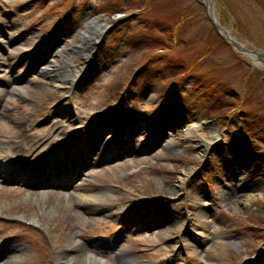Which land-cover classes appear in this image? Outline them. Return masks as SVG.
<instances>
[{
  "label": "rangeland",
  "instance_id": "374dc122",
  "mask_svg": "<svg viewBox=\"0 0 264 264\" xmlns=\"http://www.w3.org/2000/svg\"><path fill=\"white\" fill-rule=\"evenodd\" d=\"M123 2L0 0V5L16 7L21 14L18 26L23 20L24 27L17 26L10 37L11 41L19 37L27 39L22 43L20 54L31 51L56 29L59 31L53 32H57L54 41L60 47L82 46L79 42L80 32H84L82 27L99 13L113 14L112 18L100 16V24L105 23V28L113 27L98 46L94 71L78 87L74 106L67 107V114L75 111L79 119L74 118L65 125L86 124L108 103L111 111L119 112L123 108L126 122H135L134 131L138 133L139 121H155L159 105L165 98L163 94L172 91L160 132L166 133L165 140L141 157L133 154L132 146L143 147L148 138H144V142L134 140L132 144H124L126 153L114 161V168L104 170L114 163L108 162L103 164L101 171L94 172L99 181L89 193L93 199L88 203L93 208L92 213L74 210L76 204L70 197L59 210L46 211L49 208L40 199L41 194L15 188L0 191V205L7 200L17 213H26L30 220L37 217L38 223L50 233L59 264H99L95 255L85 257L79 253L78 244L90 242L94 245L92 235L117 223L101 216L106 214L103 211L113 204L118 210L123 209L138 195L148 196L146 202L155 205L146 206L148 221L142 225L144 230L136 233L135 239L125 247L144 250L145 255H137V258L149 261L172 255L178 256L176 262L181 264L184 249L176 250L184 240L188 264H241V260L246 261L243 264H264L262 255L255 260L264 242V72L218 39L198 0H151L149 13L138 10L126 17L116 12ZM141 2L137 0L132 5L138 6ZM215 2L223 27L264 51V0ZM176 22L180 24L177 32L181 38L169 40V45L178 41L177 45H172L173 52L161 50L153 57H150L152 53L144 52L146 47L154 45L155 39L165 37L161 30L173 28ZM150 23L162 25L151 29L147 27ZM205 46L209 49L202 59ZM79 61L75 56L73 64ZM0 64H4L1 56ZM52 64L60 65V61L57 58ZM134 69L135 77L131 78ZM0 71L3 74L2 67ZM184 71L189 73L170 83V78H178ZM203 78L206 81L198 86ZM127 81L132 82L130 89H124ZM33 82L20 93L16 92L8 102L9 108L16 107V111L28 119L26 122L47 111L44 109H49L51 99L65 96L70 88L69 84L55 88V82L49 77H37ZM214 83L216 88L212 86ZM242 97L250 101L241 113L234 109L239 105L236 100ZM209 113L221 114L210 120ZM169 122H173L176 129H166ZM187 123L201 124L203 129L215 131L213 145H208L209 140L199 143L198 139L187 137L182 130ZM248 127L252 132H247ZM0 128L6 129L0 130L4 134L9 129L8 125ZM157 132L154 129L151 137ZM113 150L114 154L119 153L117 147L113 146ZM134 156L137 157L135 161L132 160ZM124 161L128 162L122 164ZM194 171L199 172L184 185L183 178ZM120 186L124 190H120ZM60 196V199L57 195L49 197L48 203H65L66 198ZM221 209L224 212H220ZM161 218L164 219L160 221ZM154 221L156 223H151ZM34 235L32 240L36 247L40 245L39 249L36 252L26 247L15 264L48 263L41 248L44 241Z\"/></svg>",
  "mask_w": 264,
  "mask_h": 264
},
{
  "label": "bare ground",
  "instance_id": "6f19581e",
  "mask_svg": "<svg viewBox=\"0 0 264 264\" xmlns=\"http://www.w3.org/2000/svg\"><path fill=\"white\" fill-rule=\"evenodd\" d=\"M207 4H208V9L210 14L213 17L217 16V8H216V2L215 0H206ZM99 28L101 29V27L99 26L98 21H95L94 23H92V27L89 28L88 30H85V32L82 34L81 36V41H82V45L85 47V49H88L89 46H91L92 42L94 41L93 39H95V34L96 31L99 30ZM223 35L230 39L235 46L238 49V52L245 58H247L248 60H250V62L257 68L261 69L264 71V54L263 53H256L252 50V46H250V44L248 42H246L245 40H242L240 37H238L237 35L233 34L230 30L224 29L223 30ZM83 54V51H79V53ZM60 53V55L62 56V63L60 65H54V66H48L46 68H43L44 65L41 64L39 69H42L43 72V76L47 77V76H54L53 79L54 81L57 83L56 86H62L68 83V81L70 82V76L73 77L72 74L75 73V68L70 66V63L73 60V56L75 55V51L73 52H69L65 49L63 50H59L58 54ZM71 74V75H70ZM182 130H184V134L188 137L190 136L191 138L194 139H198V141L201 142H205V140H209V144L213 143L214 141V137L215 131H207L205 129H203L201 126H183ZM0 163L3 162V148L0 145ZM1 169H4L3 167H1ZM8 175L9 172H5V174H1L0 175V180L1 181H8ZM186 178V177H185ZM185 178H183L182 181L185 180ZM11 180H19L16 177H12ZM86 181V180H85ZM42 185L44 187H47L48 185L45 184V182L42 183ZM66 184H64L63 187H65ZM91 187V184H86L84 187L83 185L79 186V189L83 192H85L88 188ZM245 186L243 188V190H245ZM72 193V192H71ZM71 193H67V196L71 195ZM73 194H75L76 196L79 194L77 192H73ZM54 195H57V199H60V195L55 193V192H42V194L40 195V199L42 201H44V204L49 208V210L47 209L46 211H57L59 210L62 206H64V204H66V201H68L69 199L66 197L65 203H60V202H56L54 205H50L48 203V199L49 197H53ZM29 194L26 195V199L29 198ZM79 196L83 197V198H87L86 194L80 193ZM36 200V199H35ZM39 199H37L36 201H38ZM73 200V199H72ZM74 202H77V200H73ZM64 202V201H63ZM34 223L38 222V218L34 217L33 218ZM23 250H27L26 248L23 249V247L19 246L18 244L15 245L13 247V252L9 253V258L12 257V259L16 260L17 258H19L21 256V254L23 253ZM83 256L88 257L89 256V250H87L85 247H82L78 249ZM123 253V252H122ZM122 260L126 261V262H122L119 264H138V261L135 259H127V257H125V254L122 255ZM65 259V258H64ZM0 264H11L10 261H8L7 263H0Z\"/></svg>",
  "mask_w": 264,
  "mask_h": 264
},
{
  "label": "trees",
  "instance_id": "16d2710c",
  "mask_svg": "<svg viewBox=\"0 0 264 264\" xmlns=\"http://www.w3.org/2000/svg\"><path fill=\"white\" fill-rule=\"evenodd\" d=\"M172 34H174V31H173V33Z\"/></svg>",
  "mask_w": 264,
  "mask_h": 264
},
{
  "label": "water",
  "instance_id": "95a60500",
  "mask_svg": "<svg viewBox=\"0 0 264 264\" xmlns=\"http://www.w3.org/2000/svg\"><path fill=\"white\" fill-rule=\"evenodd\" d=\"M206 5H207V2H206Z\"/></svg>",
  "mask_w": 264,
  "mask_h": 264
}]
</instances>
